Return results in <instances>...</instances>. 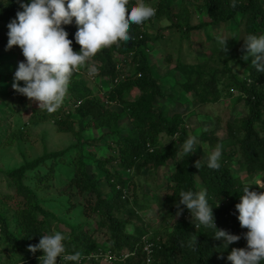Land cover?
<instances>
[{
    "label": "trees",
    "instance_id": "trees-1",
    "mask_svg": "<svg viewBox=\"0 0 264 264\" xmlns=\"http://www.w3.org/2000/svg\"><path fill=\"white\" fill-rule=\"evenodd\" d=\"M171 1L176 0H146L156 8L155 16L148 21L164 20L168 22L165 29L173 34L180 32L184 37L190 31L211 25L230 28L231 23L240 27L242 38L248 34H264V0H238L235 8L230 7V0H180L176 11ZM191 4L195 6L194 13L203 14L207 21L191 24ZM20 10L19 2L14 0L0 6V25L8 18H15ZM146 22L130 24L129 40L100 49L81 66L80 71L85 73L88 65H94L98 71L90 76L96 80L106 79L105 89L95 90L84 75H76L70 78L65 96V102L71 108L60 110L61 105L48 112L30 101L27 126L53 119L57 132L72 135L76 142L63 151L43 152L38 159L7 172L15 194L11 197L12 216L0 213V264H38V257L28 251V246H34L40 235L50 232L47 222L50 214L23 182L27 171L45 164L46 160L51 162L48 167L51 172L56 166L66 167L67 197H77L84 217L94 221L88 227L64 224L67 233L56 229L67 237L64 242L67 253L79 251L81 256H95L91 263L81 261L79 264H97L103 257L112 264H230L226 257L232 248L246 246L243 234L247 230L240 227L234 205L239 203V195L245 186L250 187V191H264L256 187L257 181L264 180V73H258L250 65V59H241L244 54L242 40V43L230 40L227 44L231 48L227 52H221L220 45L200 62L177 61L172 68L173 72L177 71L175 76L164 75L162 79L156 75L155 66L148 62L151 47H155L162 37H148ZM75 28L74 24L64 26L73 51H79V45L73 40ZM231 37L234 36L231 34ZM165 60L162 64L167 67L169 59ZM121 75L123 78L114 82ZM183 96L198 108L220 105L225 100L233 105L242 103L244 114L226 122L223 139L213 136L212 132L197 136L200 150L202 146L209 151L216 145L221 146L219 169L206 166L199 147L188 157L180 155V145L190 130L182 113L169 115L168 107L174 102L177 105L173 106H181ZM17 115L14 112V117ZM122 120L127 121L126 126L121 125ZM73 121L81 126L75 129ZM82 126L103 129L105 133L84 140ZM15 139V133L10 134L3 146L11 145ZM99 142L97 148L103 153L100 154L102 160L92 163L99 172H104L109 188L107 193L102 191L98 174L89 171L87 164L92 160L90 149L96 148ZM197 160L201 165L198 169L194 167ZM232 160L242 171L241 175L232 171ZM170 162H173L174 171L171 170L169 185L158 204L167 220L174 221L168 230L154 232L148 238V224L142 221L143 216L138 212L143 208L139 200L145 196L136 192L131 178L143 172L155 175L157 169L167 167ZM46 177L34 172V189L40 191L50 187ZM199 185L207 190L208 202L214 207L215 227L241 237L226 249L222 248V241L212 238L211 229L195 227L187 210L176 216L179 191H197ZM156 188L158 193L162 187ZM73 206L70 204L69 208L73 209ZM131 226V232H127ZM98 231L103 243L94 236ZM2 253L6 259H2ZM68 264L76 262L69 261Z\"/></svg>",
    "mask_w": 264,
    "mask_h": 264
},
{
    "label": "clouds",
    "instance_id": "clouds-1",
    "mask_svg": "<svg viewBox=\"0 0 264 264\" xmlns=\"http://www.w3.org/2000/svg\"><path fill=\"white\" fill-rule=\"evenodd\" d=\"M237 3L238 0H230V7L235 8ZM19 7L21 10L6 25V48L18 47L24 58L16 66L11 87L48 112L57 110L62 104L70 78L74 72L79 73V66L86 65L100 49L129 40L130 24H143L156 14V8L146 0H135V3L130 0H27L24 3L20 0ZM70 24L76 26L73 40L79 45V51H73L72 41L67 39L68 33L64 30V26ZM227 40H219L221 52L227 51ZM242 41L244 54L241 59L251 57L250 65L258 73H264V34H248ZM88 71L94 75L98 70L94 65H88ZM122 78L121 75L114 82ZM20 82L23 86H19ZM197 146V137L187 136L180 145V155H192ZM220 157L221 146L216 145L207 154L206 166L219 169ZM200 166V160H197L194 167ZM256 187L264 189V180L257 181ZM249 189L247 186L242 188L239 203L234 205L240 227L247 230L243 234L246 246L232 248L226 257L230 264H264V191ZM177 198L176 216L187 210L191 223L197 228L211 229L212 238L222 241L223 249L241 239L215 227L214 207L208 202L205 188L180 190ZM66 239L61 231L54 229L40 235L38 243L29 245L28 251L42 253L38 264H57V258H62L65 264L69 261L79 264L81 253H67Z\"/></svg>",
    "mask_w": 264,
    "mask_h": 264
},
{
    "label": "rangeland",
    "instance_id": "rangeland-1",
    "mask_svg": "<svg viewBox=\"0 0 264 264\" xmlns=\"http://www.w3.org/2000/svg\"><path fill=\"white\" fill-rule=\"evenodd\" d=\"M9 1L12 0H0V6L4 7ZM20 2V0H14ZM24 3H27V0H23ZM180 0L171 1V6L175 8V11L178 7ZM150 4V3H149ZM151 6V4H150ZM190 12L192 13L191 24H197L201 21H207V18L203 14L195 12L194 4H191ZM14 18H8L5 24L0 25V213L4 214L3 216L10 217L12 214V205L13 200L12 196L15 194L14 188L10 185L12 184L11 179L8 177L7 172L14 169H18L25 163H29L38 159L42 156L43 152H58L66 150L69 146L73 145L76 140L70 134L58 133L55 129V124L53 119H48L47 121L37 124L27 126L25 123L28 119L29 113V104L30 100L21 95L17 94L11 87L13 81V74L16 70V66L19 62L23 61V56L18 47L13 46L10 49L6 48L7 44V27L6 25L10 20ZM152 22V23H151ZM168 25V22L164 20L160 21H148L146 22L147 32L149 36L162 37L160 41L154 46L151 47L148 55V62L155 66L156 75L158 77L162 76H175L171 69L172 66L176 64L177 61L194 64L200 62V60L207 57L210 53L215 51L214 49L220 46V39H228L226 41L227 51L231 48L228 41L231 42L237 41L241 43L242 33L240 27L235 23L229 25L230 28L221 25H211L202 28L199 31H190L187 36H182V33H175L165 29ZM76 28L74 30V33ZM231 34L234 37H231ZM157 35V36H156ZM164 35V36H163ZM226 51V52H227ZM21 56V58L19 57ZM168 58L167 67L164 63ZM248 59L251 60V57ZM81 66L77 68L79 73H75L71 77L85 76L88 80L89 85L93 89L106 88L107 80L106 79H94L90 76L88 69L86 72L80 71ZM176 73L177 71L174 70ZM241 73V72H239ZM6 77V78H5ZM179 77V76H177ZM19 86H23L20 82ZM132 95V94H131ZM181 106L177 105L176 102L172 103L168 107V113L171 114H180L182 113L185 122L188 124L189 130L187 136L195 135L196 137L202 132H212L213 136L223 139L225 137V124L230 119L234 117L242 116L245 110L242 108V103L229 104L228 100L222 101L220 105L215 106H205L203 108H198L192 102L189 101L187 96H183L181 99ZM63 107L60 110H65L67 107L71 108L70 104L65 102V98L62 102ZM60 105V106H61ZM28 107V109H27ZM14 112H17V117H14ZM13 113V114H12ZM72 119H76L75 116H72ZM74 122V121H73ZM121 125L126 126L127 121H121ZM78 123L74 122V128L78 129ZM83 127L82 136L84 140L94 139L102 136L105 133L103 129H94L89 127ZM15 133L17 139L13 141L11 145H4L7 137ZM227 142V141H226ZM100 142L97 144L96 148H91V152H95V155H92L90 152L89 158L90 162L88 164V170L91 172H96L100 182L102 184V191L104 193L109 192V188L106 186L104 179V172H99L95 163H92L93 160H102L100 154H103L97 147L100 146ZM198 149L200 150L199 141ZM103 151V149H102ZM211 151V150H210ZM205 150L202 146L200 150L201 159L206 161L207 154L210 152ZM72 154V153H71ZM237 156V154H236ZM236 156H234L236 158ZM233 159V158H232ZM51 162L49 160L45 161V164H40L32 171H27L25 173V180L23 185L28 186L40 200L42 207L49 211L50 216L47 217V222L50 227V231L56 230L57 228L62 229L65 233L68 232L67 228L64 227V224L69 226H92L94 224L93 218L84 217L82 213V207L77 197L68 198L65 192L66 182L65 179L67 175V170L65 166H56L54 172L48 170ZM173 162H170L167 167H160L155 171V175H146L147 172H143L139 176L131 178L134 185H136V192L144 195L141 196L139 200V205L143 207L141 210H138L139 214L143 216V222L147 223V230L149 231L148 238L154 232L163 231V229L171 227L173 224L172 220H167L165 212L162 211L158 204V199L161 198L166 192V186L169 185V175L173 168ZM232 171L236 174H242V171L238 170L237 163L235 160H232ZM34 172H39L42 175H47V183L50 187L45 188V190H36L34 189L36 181L33 178ZM129 176V173H125ZM199 184V183H198ZM41 186H44V183H40ZM161 185V191L158 193L155 192L157 186ZM198 190L201 185L197 186ZM9 197V198H6ZM73 204L74 208H69V205ZM12 216V215H11ZM14 226V225H12ZM166 226V227H165ZM133 227H128L127 232H131ZM94 236L100 243L104 242V239L101 235V232H94ZM106 253H104L105 255ZM42 253L37 251L34 253V256L39 257ZM2 259H6L4 253H2ZM91 261H85V263H91ZM57 264H65L62 261L57 260ZM97 264H112L110 261L103 257L97 261Z\"/></svg>",
    "mask_w": 264,
    "mask_h": 264
},
{
    "label": "built area",
    "instance_id": "built-area-1",
    "mask_svg": "<svg viewBox=\"0 0 264 264\" xmlns=\"http://www.w3.org/2000/svg\"><path fill=\"white\" fill-rule=\"evenodd\" d=\"M145 248H146L147 250L149 249L148 244L145 245ZM145 248H144V249H145ZM149 251H150V250H149ZM149 251H148V252H149ZM106 255H107V253L105 254V256H106ZM124 257H125V255H124ZM92 259H95V256H94L93 254H92V255L90 254V255H88V256H81V260H80V262H81V261H87V262H88V261H91ZM57 260L60 261V260H63V259H62V258H60V259L58 258ZM80 262H79V263H80Z\"/></svg>",
    "mask_w": 264,
    "mask_h": 264
}]
</instances>
